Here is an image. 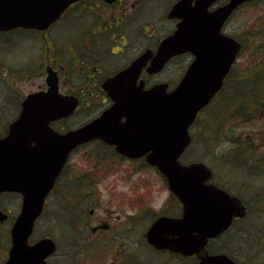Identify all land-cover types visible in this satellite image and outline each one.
I'll return each instance as SVG.
<instances>
[{
	"label": "flooded vegetation",
	"instance_id": "1",
	"mask_svg": "<svg viewBox=\"0 0 264 264\" xmlns=\"http://www.w3.org/2000/svg\"><path fill=\"white\" fill-rule=\"evenodd\" d=\"M178 1L114 0L107 3L104 0H75L44 29L14 27L0 30V139L8 135L10 126L21 115L24 100L31 93L46 91L53 79L61 96L77 102L71 112L63 111L66 117L47 123L48 128L59 135L83 127L113 107L117 95L105 90L104 84L137 62L142 63L137 71H132L133 78L129 83L144 90L161 83H165L168 90L174 89L195 58L191 53L172 56L159 71L150 72L149 68L163 41L177 29L180 19L170 17L169 12ZM225 2L219 0L218 4ZM250 3L241 4L222 28L223 34L241 44L246 38L242 33L232 34L226 25L239 9ZM239 55L230 69L237 75L233 94L227 89V76L203 112L217 105V111L212 110L214 115L224 116L227 98L234 102L236 112H240ZM256 81L253 79L252 83ZM261 106L263 116L264 103ZM109 123L123 124L125 119H110ZM199 123L197 117L192 130ZM238 130L242 132L241 127ZM115 138L125 140L120 135ZM245 139L248 150L242 148L245 142L239 144L245 157L224 160L225 163L221 156L215 159L229 186L216 180L217 168L215 171L211 166L209 183L229 196L241 199L247 212L250 206L258 208L259 198L264 199V156L256 157L252 138L246 135ZM226 149L222 147L221 153L225 154ZM126 165H131V169ZM231 168L237 175L226 174ZM148 170L158 173L144 157L131 159L118 153L115 144L95 139L76 146L44 199L41 214L27 238V246L32 247L43 239L53 242L55 249L46 255L43 264H194L193 256L183 257L158 250L146 241V231L157 219H178L182 214L180 202L169 191L157 209L147 203L141 192L132 190L114 195H118L122 204L118 202L115 208L98 211L97 198L101 192H106L99 185L108 176L123 171V177L129 179V175ZM243 175L246 178H242ZM144 180L142 175L138 183ZM108 190L114 191L111 186ZM248 198L252 201L246 200ZM22 200L17 191L0 193V212L5 216L0 220V264H6L8 260L12 247L11 230L21 211ZM52 206L56 215L50 221ZM125 206L137 211L130 213ZM78 212L83 220L71 222ZM239 222L234 219L232 226ZM135 235L139 237L133 239ZM137 247L142 254L134 251Z\"/></svg>",
	"mask_w": 264,
	"mask_h": 264
},
{
	"label": "water",
	"instance_id": "2",
	"mask_svg": "<svg viewBox=\"0 0 264 264\" xmlns=\"http://www.w3.org/2000/svg\"><path fill=\"white\" fill-rule=\"evenodd\" d=\"M73 1L0 0V30L44 29ZM214 1L196 0L191 6V0H181L171 10L170 16L182 21L174 35L162 43L149 71L159 70L171 54L181 49L197 56L173 91L167 92L166 85L142 90L129 83L132 71L142 63L139 62L135 69L132 66L104 84L105 90L117 95L112 109L65 135L55 134L47 123L67 116L63 111L74 109L73 98L59 96L55 83L46 92L26 98L19 119L10 126L9 135L0 140V192L19 191L23 196L6 264H43L46 255L54 250L52 242L45 239L27 248L26 238L69 152L95 138L116 144V150L129 158L145 156L165 176L169 189L183 204L180 219L161 218L152 224L147 232L150 244L184 255L196 254L198 264H235L224 254H208L205 246L208 239L226 230L233 218L243 217L244 206L237 198L206 183L211 171L203 164L179 162L191 141L189 126L221 87L239 49L238 44L232 47L234 43L229 39L218 38L219 29L232 10L246 0H229L208 12ZM218 44L221 52L225 49L219 59L215 51ZM122 116L127 121L122 125L125 140L114 138L117 130L109 126L110 119Z\"/></svg>",
	"mask_w": 264,
	"mask_h": 264
},
{
	"label": "rangeland",
	"instance_id": "3",
	"mask_svg": "<svg viewBox=\"0 0 264 264\" xmlns=\"http://www.w3.org/2000/svg\"><path fill=\"white\" fill-rule=\"evenodd\" d=\"M226 29L230 31L232 34H240L245 35L249 38L248 41V47L245 49L242 55H240L239 59V67L240 69L244 68H251L253 67V60L252 62L248 61L247 55L251 54L249 58H252L253 56H257L252 54L254 49L259 46V50L264 51V0H258L257 2L251 4V5H245L241 9H239L232 17L231 21L226 25ZM256 58V57H254ZM253 73L250 71V74ZM210 114L202 113L200 116V120L203 122L199 124V127L205 123L206 118ZM238 129L235 131L232 130H225L222 137L226 136L227 139H236V142H239L245 138L246 135L249 136V138H254L255 141L259 140L260 138V130L264 132V115L261 116L260 119L255 120L253 122H248L246 126L242 129V132H240ZM237 133H239V138H237ZM206 136L204 132H196V139L194 140V143L192 147L187 151L186 155L189 157L186 160V156L182 159H185L184 162H191V161H199L202 159L206 165H208L216 171L217 168V175L218 178H216L217 181H220L223 184L227 183V180L223 177L222 168L220 167V164L215 161L220 156L228 155L229 152V145L235 146L236 143L229 142V144H224L227 149L225 154L221 153V148L224 147V145L216 143L211 144L207 149L204 146V140ZM233 144V145H232ZM225 148V147H224ZM211 150L208 152L207 150ZM213 150V151H212ZM202 155V158H198ZM215 162L219 165L220 168L217 167ZM225 163V162H223ZM127 166V165H126ZM125 166H122L121 168H124ZM129 169H131V165L127 166ZM210 167V168H211ZM216 167V168H215ZM211 168V169H212ZM213 171V172H215ZM123 171H118L115 176H108L104 181L100 183V189L106 192H101L100 196L97 198L98 201V211L110 207L115 208L119 204H122L120 201H118V194L122 191H138L141 192L144 199L149 203L153 209H157L161 207V205L164 203L165 197L167 196L168 190L166 189V185L164 180H162L161 176L154 170H148L145 172H140L138 175H129V179H126V177H123ZM216 173V172H215ZM227 175L235 176L237 175V172L231 168L226 171ZM142 175L145 176V180L142 183H138V179L141 180ZM239 175V174H238ZM123 177V178H122ZM242 178H246V176H241ZM259 177V176H258ZM114 179L118 180L117 182H112ZM259 180V178H258ZM109 181V182H108ZM132 182H135L134 185H132ZM245 185L247 182H244ZM111 186V189H114V191L108 190ZM233 188V187H232ZM131 195H134L132 193ZM119 202V204H118ZM128 210V212H136V208H131L125 206ZM264 208V207H263ZM258 208V209H251L250 213L248 215V218H251L253 221H255L254 225L260 226L262 223H264V209ZM55 209H50V221H52V216L56 215L54 212ZM76 211V209H74ZM122 211H126V209H122ZM82 214L81 212L75 214V218L71 222H78L82 221ZM241 226V225H240ZM241 231H243L240 228ZM240 230L237 229L240 235ZM244 232V231H243ZM139 236L135 235L132 238L137 239ZM244 237V236H243ZM244 240H242L243 242ZM258 243H263V240L257 239ZM221 242V241H218ZM140 247V246H139ZM137 247L134 249L136 253L142 254L141 249ZM128 253L132 254V251H129ZM254 255H255V249H252V251L246 254H242V258L244 262L248 264H264V254L261 256L256 257V262H254ZM190 264V262H188Z\"/></svg>",
	"mask_w": 264,
	"mask_h": 264
},
{
	"label": "trees",
	"instance_id": "4",
	"mask_svg": "<svg viewBox=\"0 0 264 264\" xmlns=\"http://www.w3.org/2000/svg\"><path fill=\"white\" fill-rule=\"evenodd\" d=\"M250 71L253 73L250 74ZM239 77L241 80V93L239 96L241 102L240 112H236L234 102L227 98L231 108L225 111L223 117L219 118V123L222 124L224 122L226 130H231V127H229L230 125L242 126L251 122V120L258 118V115L262 112L261 104L264 100V64L254 65L249 69H242ZM236 78L237 75L234 71L227 78V89L231 90V94H233V89L235 87L234 80ZM253 79H257L256 83L250 82ZM222 135L223 132L218 131L216 126V128L209 134V137L206 138L207 144L211 145L212 140H218ZM223 138L224 139H221L223 142H236V139L229 140L226 136ZM233 157L234 155L231 156V158ZM250 210L251 208H249L247 215L250 213ZM250 222L251 219L248 221L246 217L244 221L237 223L241 225L238 226L237 229L240 230L241 228L244 231L240 230V237L239 232L235 230L234 227L220 237V244H217L215 241L210 242L208 245V251L211 253H225L238 263L248 264L244 262L242 254H250L252 249H255L256 255L264 250V244H260L256 241L260 236L264 235V229L254 228L250 225ZM262 228H264V225ZM242 240L244 241L242 242Z\"/></svg>",
	"mask_w": 264,
	"mask_h": 264
}]
</instances>
